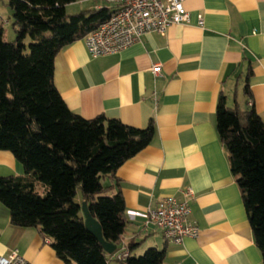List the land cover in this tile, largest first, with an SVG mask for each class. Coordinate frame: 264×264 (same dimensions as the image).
I'll list each match as a JSON object with an SVG mask.
<instances>
[{"label": "crops", "instance_id": "obj_1", "mask_svg": "<svg viewBox=\"0 0 264 264\" xmlns=\"http://www.w3.org/2000/svg\"><path fill=\"white\" fill-rule=\"evenodd\" d=\"M184 7L187 23L148 32L113 54L90 56L83 38L65 46L54 57V85L83 118L103 115L138 128L153 122L150 143L103 179L125 205L116 251L133 245L130 255L137 256L163 248V264H263L216 130V105L222 93L228 107L252 105L264 121V0H185ZM99 8L97 0H78L65 11ZM153 64L160 65L157 76ZM246 80L250 96L243 92ZM22 174L14 155L0 150V176ZM170 197L187 199L196 238L175 243L146 225L148 209ZM14 249L33 264H66L38 228L13 226L0 203V255Z\"/></svg>", "mask_w": 264, "mask_h": 264}, {"label": "trees", "instance_id": "obj_2", "mask_svg": "<svg viewBox=\"0 0 264 264\" xmlns=\"http://www.w3.org/2000/svg\"><path fill=\"white\" fill-rule=\"evenodd\" d=\"M75 1H7L15 38L7 41L0 23V150L14 155L23 174L0 176V203L13 226L38 228L64 263L108 264L85 227L81 202L100 223L104 240L117 246L126 227L124 200L103 179L146 147L155 128L152 121L138 128L103 115L86 119L65 104L53 81L55 55L112 13L99 8L67 14L66 5ZM243 92L250 96L247 80ZM216 130L264 264V121L252 105L228 107L220 93ZM132 248L123 264H163V248L137 256L130 255Z\"/></svg>", "mask_w": 264, "mask_h": 264}, {"label": "built area", "instance_id": "obj_3", "mask_svg": "<svg viewBox=\"0 0 264 264\" xmlns=\"http://www.w3.org/2000/svg\"><path fill=\"white\" fill-rule=\"evenodd\" d=\"M102 8L112 10L107 20L87 33L83 39L87 52L92 57L113 54L141 40V37L152 31H164L172 24H184L189 15L184 7L185 0H97ZM152 73H160V65L153 64ZM184 194L190 196V189ZM187 199L167 198L156 208L148 209L146 225L156 226L164 239L181 243L186 237L196 238L199 228L189 222ZM49 243L47 238H44ZM128 249L116 251L113 256L123 261ZM0 264H33L27 261L16 249L7 255H0Z\"/></svg>", "mask_w": 264, "mask_h": 264}, {"label": "water", "instance_id": "obj_4", "mask_svg": "<svg viewBox=\"0 0 264 264\" xmlns=\"http://www.w3.org/2000/svg\"><path fill=\"white\" fill-rule=\"evenodd\" d=\"M81 211L84 218L86 229L97 239L101 244L105 253L112 255L116 251V245L104 240L100 223L90 214L86 201L81 202Z\"/></svg>", "mask_w": 264, "mask_h": 264}, {"label": "rangeland", "instance_id": "obj_5", "mask_svg": "<svg viewBox=\"0 0 264 264\" xmlns=\"http://www.w3.org/2000/svg\"><path fill=\"white\" fill-rule=\"evenodd\" d=\"M8 0H0V19L2 21V27L5 31L4 36L7 41H12L15 38V34L12 29V10L8 6ZM72 6L68 7L67 13L72 9ZM43 184L41 182H36L35 190L39 194H43L44 191L42 189Z\"/></svg>", "mask_w": 264, "mask_h": 264}]
</instances>
